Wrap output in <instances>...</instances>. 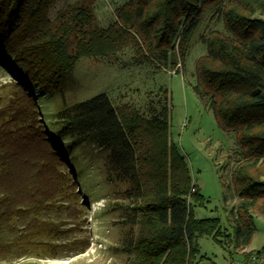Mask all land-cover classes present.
<instances>
[{
  "label": "trees",
  "instance_id": "trees-1",
  "mask_svg": "<svg viewBox=\"0 0 264 264\" xmlns=\"http://www.w3.org/2000/svg\"><path fill=\"white\" fill-rule=\"evenodd\" d=\"M57 2L0 0V65L18 86L0 110V264L39 248L54 258L86 252L77 240L63 241L55 221L59 207L71 213L80 196L57 146L84 141L109 149L113 179L129 185L131 222L138 226L130 264H202L203 237L246 250L256 232L254 214H264V0H126L107 29L84 4H69L52 18ZM210 11L226 32L204 37L193 89L238 147L231 178L240 201L232 236L219 219L196 218L193 204L203 196L170 138L167 109L144 117L99 94L60 114L53 144L36 98L58 91L80 58L127 46L142 61L185 67L194 33Z\"/></svg>",
  "mask_w": 264,
  "mask_h": 264
},
{
  "label": "rangeland",
  "instance_id": "rangeland-1",
  "mask_svg": "<svg viewBox=\"0 0 264 264\" xmlns=\"http://www.w3.org/2000/svg\"><path fill=\"white\" fill-rule=\"evenodd\" d=\"M125 2L58 0L51 16L55 18L69 4H84L93 9L99 27L107 29L116 21V10ZM211 14L210 11L205 15L194 33L185 67L173 69L171 65L142 61L135 47L127 46L105 57L80 58L65 75L58 91H47L36 98L53 144L59 141L56 121L60 114L99 94H106L115 108L132 107L144 117L152 110L167 109L170 138L192 183L203 196L201 204H193L196 218L219 219L223 231L232 236L234 209L240 201L231 178L238 147L234 135L219 127L208 101L199 98L193 89L196 60L206 53L204 37L215 29L226 32L223 23L212 20ZM16 82L9 68L0 65V110L9 106L18 88ZM31 89L35 93V87ZM57 147L67 160L66 173L78 182L72 190L80 196L71 213H65V206H60L55 221L65 231L63 241L77 240L81 249L87 250L79 255L63 254L54 258L53 252L39 248L23 257L14 256L3 264H130L134 256L128 247L138 234V226L131 222L133 204L127 194L129 185L115 181L110 173L111 151L91 141ZM254 216L256 232L246 250L237 251L211 237L201 238L202 264H245L247 254L262 252L264 214Z\"/></svg>",
  "mask_w": 264,
  "mask_h": 264
},
{
  "label": "built area",
  "instance_id": "built-area-1",
  "mask_svg": "<svg viewBox=\"0 0 264 264\" xmlns=\"http://www.w3.org/2000/svg\"><path fill=\"white\" fill-rule=\"evenodd\" d=\"M245 264H264V256L253 254L248 258Z\"/></svg>",
  "mask_w": 264,
  "mask_h": 264
}]
</instances>
